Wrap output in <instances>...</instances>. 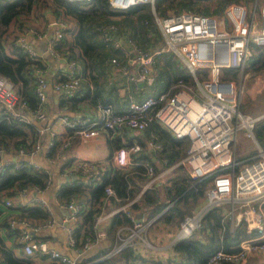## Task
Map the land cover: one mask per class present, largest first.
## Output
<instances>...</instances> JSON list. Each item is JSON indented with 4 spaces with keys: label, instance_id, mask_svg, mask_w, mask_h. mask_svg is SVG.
I'll return each mask as SVG.
<instances>
[{
    "label": "built area",
    "instance_id": "1",
    "mask_svg": "<svg viewBox=\"0 0 264 264\" xmlns=\"http://www.w3.org/2000/svg\"><path fill=\"white\" fill-rule=\"evenodd\" d=\"M109 7L115 11L125 10L132 5H148L152 22L154 23L163 43L160 49L149 51L146 45L139 44L125 30H120L115 24L106 23L97 27L99 40L116 52L109 55L107 64L110 70L119 74L123 79V91L125 106L121 111H116L112 104L96 102L89 115L68 117L67 114L57 116L59 124L71 129L83 137L94 136L98 130H106L114 134L122 129L142 132L152 120L162 128L169 131L175 138H187L186 149L178 163L186 171L191 180L208 178L209 183L203 191L205 206L202 209L225 200L228 203L227 212L233 215L232 206L238 198L242 209L234 217L238 222L242 219L247 231H254L255 236L242 239L235 250H224L222 247L213 249L203 264H221L229 262L240 263L252 252L264 250V216L260 209V202L264 200V150L256 146L254 157L236 162L233 157L234 135L236 124L244 130L248 138H253L252 129L257 117L243 114L237 109L239 81L243 79L245 66L251 55L250 44L264 48V3L256 5H244L243 3L229 2L222 7L220 15L199 14L182 10L169 13L165 16L156 15L153 11V0H107ZM53 23V22H52ZM62 26L60 22H56ZM144 24H147L144 21ZM119 31V32H118ZM34 33L31 28L23 29L14 38L20 50L29 58L35 60L38 53L28 41L26 35ZM55 38L61 37V32L56 29ZM159 50L170 51L185 66L194 86L184 83L180 78L163 90L154 91L155 70L153 68V56ZM49 54L54 58L62 55L52 46ZM127 65L135 67L136 71L129 73ZM77 64L73 59H65L63 79L54 82L53 90L61 92H73L78 89L79 76ZM232 71V72H231ZM233 71L239 73L237 82ZM34 94L36 107L30 110L24 101L18 100L12 90L10 82L0 75V119L6 121H23L36 123L45 120V78L42 68L34 69ZM264 83V78H263ZM140 84V85H139ZM138 92V86L148 93L142 98H136L130 90ZM174 87L170 91V88ZM196 88V92L193 88ZM194 92V93H193ZM54 130H50L48 141L44 151H47L54 141ZM68 144L67 139L60 143L61 149ZM142 144L151 152L160 149L151 135H144ZM41 144L35 140L28 152L18 147L11 162L0 160V171L10 165L13 168L37 165L23 159L41 151ZM141 150L138 142L124 144L114 151V163L111 165L120 167L129 164L131 154ZM5 149L0 146V156ZM147 179H158L162 183L172 176V167H165L153 174L152 167L145 163ZM93 161L86 159H73L64 169L66 175L76 174L81 177H95L100 168ZM47 172V171H46ZM48 173V172H47ZM50 178L46 181L45 188L49 186ZM149 181L132 192L130 199L121 206L125 215L131 217L132 227L129 237H139L146 243L142 231L150 222L133 221V215L129 209V203L135 201L139 194L148 187ZM44 188V189H45ZM43 189V190H44ZM27 188L18 191L11 199H4L5 205L22 206V197ZM41 192L42 190H35ZM106 193H110L108 187ZM49 217L41 222L29 224L24 219H9V224L19 226L16 240L24 255H47L56 262L63 264H75V261L61 255L50 248L44 240L35 238V233L56 223L51 218L49 205L42 199H34ZM67 213L58 223L66 234L68 245L73 246L72 230L77 218L80 205L74 198L69 197L64 202H59ZM142 213V211H139ZM198 211L185 215L179 222L178 238L188 235L199 225L196 218ZM106 213L100 212L93 218L92 229L95 238L104 235L100 223ZM108 215V214H106ZM201 216V215H200ZM141 232V233H140ZM93 240L87 238L83 244L75 248L76 251L86 249Z\"/></svg>",
    "mask_w": 264,
    "mask_h": 264
},
{
    "label": "trees",
    "instance_id": "2",
    "mask_svg": "<svg viewBox=\"0 0 264 264\" xmlns=\"http://www.w3.org/2000/svg\"><path fill=\"white\" fill-rule=\"evenodd\" d=\"M236 1L153 0V11L161 16L182 10L199 14H211L212 11L221 13L224 5ZM44 12L52 14L54 20L63 25L58 27L61 37L54 40L52 48L66 59L75 60L77 75L87 78L83 89L79 85L81 95L78 98L72 93V96L60 98L58 105L74 109L83 101L92 106L96 102H102L110 103L116 110H120L121 105L104 94L106 90L96 82L101 69L105 70L107 58L116 52L99 40L97 27L106 23L115 24L120 30L126 29L133 39L141 45H146L149 51L160 49L163 40L152 22L149 6L132 5L125 10L115 11L109 7L107 0H0V75L10 82L18 100L24 101L31 111L36 107L34 69L41 68L42 63L39 60L29 59L14 44V38L25 29L31 14L43 17ZM64 19H68L71 25L66 27ZM144 21L147 24H144ZM65 35L70 39L67 40ZM249 48L251 55L246 62L245 72L249 76L264 75V48L253 44H250ZM153 68L155 87L150 88L154 91L172 86L178 78L194 86L183 63L170 51L159 50L154 54ZM93 70H96V74H93ZM88 82L89 86H87ZM118 88L119 85H113L115 91ZM173 89L174 87H171L170 91ZM115 94L118 96L117 93ZM144 132L145 135H151L153 141L159 144L158 151L150 152L142 145L140 151L131 154L130 162L126 166L107 165L103 169L100 168L97 176H80L78 179L68 180L56 192L58 201L72 197L80 205L72 230L75 248L80 247L87 238L94 240L95 231L92 229L94 216L100 212H110L107 215V224L102 227L109 244L99 253L85 255L83 261H86V264H203L213 249L220 246L224 250H235L240 240L255 236L254 231L246 230L242 219H239L235 226L230 227L229 215H224L220 207L213 204L202 213L197 228L188 235L175 239L163 249L157 250L140 243L136 236H131L125 241L133 222L131 217L125 215L121 206L136 190L132 188L133 178L146 177L145 163L151 165L153 174L165 167H172V176L159 187L148 186L128 205L132 210L141 209L144 222L150 220L142 236L152 246H162L170 240L173 235L170 231L177 230L180 220L185 215L193 213L209 183L208 178L191 180L178 163L186 149V137H173L154 120L148 123ZM252 133L258 147L264 150V117L255 123ZM36 136L37 128L34 123L0 119V146L5 151L12 149L15 153L16 149L21 147L24 152H28ZM106 144L110 151L129 142L122 143L118 136H113L106 137ZM56 148L53 141L46 155L54 154ZM48 175L42 168L6 166L0 171V203L4 204V199H11L24 188L43 190ZM106 187L110 189V193L105 192ZM259 206L264 216V200ZM12 209L15 211L12 216L10 214L0 220V226L4 228L6 235L16 236L19 232L18 228L9 224L11 218L24 219L29 224H35L49 217L47 211L35 203L15 206ZM34 236L42 240V237ZM45 258L50 259L51 262H35L36 259ZM0 264L63 263L56 262L47 255L36 253L32 255L22 253L17 256L10 248L0 243Z\"/></svg>",
    "mask_w": 264,
    "mask_h": 264
},
{
    "label": "crops",
    "instance_id": "3",
    "mask_svg": "<svg viewBox=\"0 0 264 264\" xmlns=\"http://www.w3.org/2000/svg\"><path fill=\"white\" fill-rule=\"evenodd\" d=\"M44 16L31 14L26 22L25 29L31 28L34 33H29L26 35L28 41L33 46V48L38 53V56L35 60H39L42 63V69L44 70V78L46 82L45 86V120L42 122L34 123L37 128V136L36 140L41 144V151L34 153L32 155H28L23 157V159L29 161L32 164L37 165L39 168L44 169L48 172L50 183L47 188L39 191H34V189L28 188L25 192L24 196L22 197L23 203L27 205L34 204V199H42L44 200L51 210V218L55 221V225L45 228L42 231L35 233L38 237H42L41 239L44 240L50 248L55 249L61 255L66 256L67 258L75 261V264H86V261H83V257L85 255L91 253H99L100 250L106 248L109 244V240L103 235L94 239L89 246L82 250L76 251L75 247L68 245L66 241V234L64 229L58 225L61 219L66 216V209L59 205V202H64L65 200L58 201L56 199V192L58 188L66 183V177L70 175H66L64 173V169L67 166L68 162L73 159H86L89 161H93L97 164V166H107L114 163V151L115 149L109 151V148L106 144V137H113L118 136L122 143L126 142H138L142 146L143 136L145 135L144 131L138 132L128 129H122L114 134L109 133L106 130H98V133L94 136L83 137L78 135L76 132L72 131L71 129L65 128L61 126L57 120V116L59 113H65L68 117L74 116H81L89 115L93 109V106L86 101L80 102L74 109H70L67 107H61L58 105V100L60 98H64L65 96H72L74 93V97L78 98L81 95V92L78 89L74 92H61L58 93L53 90L54 82L58 81L60 77H63L64 72V61L65 57L63 55L60 58H54L49 54V49L52 46L55 38L54 32L59 26V24H55V20L53 18V23H50L46 17L49 12H44ZM52 15V14H51ZM53 17V15H52ZM69 23V22H68ZM22 31V30H21ZM20 31V32H21ZM67 40L70 39L68 35H65ZM127 71L129 73H133L136 71L135 67L132 65H127ZM238 73V72H237ZM93 74H96V70H93ZM98 79L96 82L100 84L106 92L107 96H109L114 102H118L121 105V111L125 106V96L123 91V79L119 76V74L115 73L114 71L110 70V66L107 64L105 66V70L101 69V74L99 73ZM235 76V74H234ZM246 77V82L244 86L242 82ZM236 80L238 79L235 76ZM264 75H254L249 76L246 72H244V77L242 80L239 81V104L237 109L243 114H249L254 117H257V121L261 120L264 117V83H263ZM87 81L86 76L79 77V85H81L82 89L85 86V82ZM90 83L88 82L89 86ZM113 85H119L118 89H122V92L119 93L118 89L115 91L113 89ZM140 85V84H139ZM244 88L243 90L240 88ZM138 92H133L134 86H130L131 92H133L136 98H142L144 94L148 93V90L144 88V91H141V87L138 86ZM242 90V91H241ZM117 93L118 96L115 94ZM123 95V97H121ZM55 105L57 112H53V106ZM113 106V105H112ZM54 130V141L56 144V150L54 154L47 156V151H44L46 148L48 141L50 140L49 132L50 130ZM240 130L241 133L239 136L244 137L245 141L239 144L235 142L236 131ZM63 139L68 140V144L61 149L60 143ZM256 146L257 143L254 138H248L244 134V130L236 124L235 135H234V151L233 157L235 161L241 162L247 159H250L255 156L256 154ZM145 147V146H144ZM148 151H150L147 147H145ZM151 152V151H150ZM151 154V153H150ZM14 158V153L12 149H7L4 153L0 156V160L2 162H11ZM127 164L123 165L126 166ZM73 175V174H71ZM75 175V174H74ZM78 176V175H77ZM79 177V176H78ZM78 179V178H77ZM147 180L149 181L148 186H160L161 181L158 179H147V178H133V189H141L143 185L146 184ZM238 198L232 206L233 215H229L227 212L228 203L225 200H222L217 203L220 207L222 213L224 215H229L230 218V227L236 225L237 221L235 220V215L239 213L242 209ZM12 201V199H11ZM204 201L203 197L199 200V203ZM205 206V205H204ZM12 208H15V205L12 204V207H7L3 203H0V220L8 217V215L12 216L13 212H15ZM130 209V208H129ZM200 210V209H199ZM132 213H137L141 211V209L132 210ZM205 211V210H204ZM203 211V212H204ZM109 214L110 212H103ZM105 214V217L102 219L100 223V227L102 228L108 222V217ZM202 215V214H201ZM19 229V226H14ZM141 233V232H140ZM143 233V231H142ZM17 235H6L4 232V228L0 226V243L7 248H10L15 255L20 256L22 255L20 246L16 240ZM173 237V236H172ZM171 237V238H172ZM130 237L128 236L125 241H127ZM140 243L139 237H137ZM170 238V239H171ZM124 241V242H125ZM170 240L162 245V246H152L146 243H143L147 246L152 248H156L157 250L163 249L169 245ZM33 259V258H32ZM35 262L37 263H49L51 262L50 259L45 258L43 260L36 259ZM237 264H264V250L259 252H252L248 254L243 261Z\"/></svg>",
    "mask_w": 264,
    "mask_h": 264
},
{
    "label": "rangeland",
    "instance_id": "4",
    "mask_svg": "<svg viewBox=\"0 0 264 264\" xmlns=\"http://www.w3.org/2000/svg\"><path fill=\"white\" fill-rule=\"evenodd\" d=\"M243 3L244 5H256V6H258L260 3H264V0H237L236 1V3ZM212 11V10H211ZM220 15V12H218V11H212L211 12V14H209V15ZM115 19V18H114ZM64 21L66 22V24H65V26L67 27L68 25H71V24H69L70 23V21L68 20V19H64ZM69 22V23H68ZM64 30V29H63ZM64 57V56H63ZM66 59V58H65ZM232 72V71H231ZM234 74H235V76L237 77V78H239L240 77V75H239V73H237L236 71H233V76H234ZM238 80V79H237ZM246 82V77H245V79H244V81L242 82V85L244 86V83ZM153 87H155L154 86V84H153ZM193 88V91L194 92H196V88L195 87H192ZM242 90L244 89V88H242V87H240ZM240 90V89H239ZM241 90V91H242ZM74 92V91H73ZM193 92V93H194ZM239 94H240V91H239ZM239 94H238V104H239ZM238 106V105H237ZM240 133H241V131L240 130H238L237 129V131H236V139H235V142H237L238 143V146L237 147H239V144L240 143H242V142H244L245 141V139H244V137H242V136H239L240 135ZM205 205V203H204V201H201V203H199L195 208H194V211H193V213H195V212H197L199 209H201L203 206ZM206 210V209H205ZM203 212V209H201L200 210V212ZM199 212V213H200ZM198 213V214H199ZM179 225V224H178ZM197 228V227H196ZM171 232V234L173 233V235L172 236H174L175 235V233L177 232V230H171L170 231ZM154 233H157V231H154ZM171 236V237H172Z\"/></svg>",
    "mask_w": 264,
    "mask_h": 264
},
{
    "label": "water",
    "instance_id": "5",
    "mask_svg": "<svg viewBox=\"0 0 264 264\" xmlns=\"http://www.w3.org/2000/svg\"><path fill=\"white\" fill-rule=\"evenodd\" d=\"M46 17H47V19H48V21H49L50 23L53 22V17H52L51 14H47ZM118 92L121 93V92H122V89H121V88L118 89ZM53 112H55L54 114H56V112H57V109H56L55 105L53 106ZM62 114H65V113H59L58 115H62ZM153 162L156 163V160L153 159ZM156 164H157V163H156ZM77 178H78V176L73 174V175H70L69 177H66V180L68 181V180L77 179ZM198 212H199V210H198ZM159 213H160V212H159ZM159 213H158V214H159ZM141 214H142L141 212H137V213H135V214L133 215V221H134V222L139 221V218L141 217ZM177 238H178V233L176 232L175 235L170 239L169 244L172 243V242H173L175 239H177ZM111 252H112V251H111ZM109 253H110V252H109Z\"/></svg>",
    "mask_w": 264,
    "mask_h": 264
},
{
    "label": "bare ground",
    "instance_id": "6",
    "mask_svg": "<svg viewBox=\"0 0 264 264\" xmlns=\"http://www.w3.org/2000/svg\"><path fill=\"white\" fill-rule=\"evenodd\" d=\"M199 212H200V211H199ZM199 212H198V213H199ZM198 213H197V215H196V218H199L200 215H201L203 212L201 211L199 214H198Z\"/></svg>",
    "mask_w": 264,
    "mask_h": 264
},
{
    "label": "clouds",
    "instance_id": "7",
    "mask_svg": "<svg viewBox=\"0 0 264 264\" xmlns=\"http://www.w3.org/2000/svg\"><path fill=\"white\" fill-rule=\"evenodd\" d=\"M75 175H76V174H75ZM79 177H80V176H79ZM202 208H204V206H203ZM202 208H201V209H202ZM207 208H208V207H207ZM207 208H206V209H207ZM201 209H200V210H201ZM200 210H199V211H200ZM204 210H205V209H203V211H204Z\"/></svg>",
    "mask_w": 264,
    "mask_h": 264
}]
</instances>
